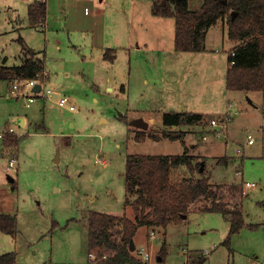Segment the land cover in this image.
Returning a JSON list of instances; mask_svg holds the SVG:
<instances>
[{
    "label": "rangeland",
    "instance_id": "obj_1",
    "mask_svg": "<svg viewBox=\"0 0 264 264\" xmlns=\"http://www.w3.org/2000/svg\"><path fill=\"white\" fill-rule=\"evenodd\" d=\"M128 1L122 5H136ZM200 3L201 0H190L192 8ZM55 5L71 6L75 21L71 20L66 26L63 20H53L46 32V28L30 24L24 0H0V30L8 31L7 35H0V54L5 51L10 61L15 59V55L23 49L18 41V37L22 36L25 44L34 49L39 57L46 56L47 69L51 70L47 87L58 94L46 99L38 98L27 107L23 97H7L12 85L0 80V114L3 115L0 116V124L9 121V125L16 126L10 113H26L30 119L33 118L27 128H17L21 132L20 143L7 147L0 141V178L9 183L7 178L17 175V169L9 167L11 158H16L19 170L17 185L22 203L17 214L16 237L12 235L15 240L7 242V247L0 251L15 245L12 250L17 251L20 264H89L84 214L90 210L133 213L132 206H124L127 155L135 152L181 154L184 151L179 139L162 136L165 130L175 132L173 128L156 122L152 131L163 140L132 142L134 135L129 136L126 123L115 118L119 111H134L127 99L131 97V105L136 102L134 95L122 97L116 90L106 87V63L109 61H105L102 48L135 45L133 39L128 42L122 36V27L131 29V26L127 27L125 21L120 19L121 12L110 9L106 16L101 14L94 17L95 10L103 5L100 0H60ZM112 5H117L116 0L112 1ZM9 7L16 8V11L10 13ZM125 10L133 23L142 12L136 8ZM18 15L20 23L15 27L21 28L13 29L10 19ZM93 19H96L95 24ZM165 42L161 44L162 47ZM169 42L174 44L173 36ZM133 54L135 75V64L138 63L139 71L146 67L145 59L142 60L135 52ZM117 55L119 66L116 69L120 65L124 66V70H127V66L130 68L131 57L128 53L118 48ZM150 60L155 67L160 66L156 57ZM66 69L70 70V75L65 74ZM56 71L60 75L58 81H62L60 85L55 82ZM193 71L185 72V75L190 78ZM123 75L124 72L120 71L118 77L124 81ZM59 93L69 96L76 110L54 105L44 112V101L50 102L53 98L57 101ZM261 94L260 91H253L258 107L241 94L244 104L248 103V109L244 114H237L228 127L230 136L227 147L226 138L214 135L206 126L208 122L188 136L189 140L191 137L198 139L195 142L203 153L202 159H198L200 167L205 163L203 167L206 172L211 171L214 185L241 186L247 181L256 184L245 189L247 196L244 195L243 208L248 224L234 235L231 249L223 243L229 233V221L220 212L204 211L197 218L170 223L165 228L166 234L156 228L141 226L137 232L138 247L133 250L137 259L144 264H147V260L148 264H186L189 252L208 250L210 254L204 264H264L256 260V249L264 246V100ZM95 96L99 98L98 102ZM234 104L236 107L232 112L235 114L239 106L236 102ZM214 115L218 116L217 113ZM102 116L106 117V122L101 120ZM134 131H137L136 128H132L131 134ZM248 133L254 138L252 144L248 143ZM204 134L208 139H203ZM224 152L226 155L220 156ZM189 154L200 155L195 148ZM181 167L173 170V177L177 180L190 175L186 166ZM224 190L227 199L240 200V192L237 194L232 187H225ZM164 241L167 252L162 261L164 254L161 247ZM144 251L150 254L149 259L144 258Z\"/></svg>",
    "mask_w": 264,
    "mask_h": 264
},
{
    "label": "trees",
    "instance_id": "obj_2",
    "mask_svg": "<svg viewBox=\"0 0 264 264\" xmlns=\"http://www.w3.org/2000/svg\"><path fill=\"white\" fill-rule=\"evenodd\" d=\"M153 13L173 16L176 22L175 49L182 51H205L206 35L219 19H227L229 37L239 42L235 56L230 55L226 87L232 91H261L264 98V0H201L192 8L190 0H153ZM29 18L34 24L44 22L47 15L45 1L35 0L28 7ZM21 43L24 60L21 65L0 66V79L12 83L18 78H32L45 71V59ZM106 57L108 51L105 52ZM205 115L195 111H165L163 124L188 126L199 123ZM162 136L179 139L184 146L181 154L129 153L126 159L125 207L130 205L134 218L124 212L121 215L90 210L88 213V252L97 257V264H144L130 249V241L139 227L166 228L170 223H180L182 215L197 211L220 212L230 222L229 233L223 243L231 249L232 237L246 226L242 197L240 200L226 198L225 187L210 182L206 169L194 161L188 153L184 131L165 130ZM147 137L160 140L152 130L138 129L135 140ZM19 136L6 133L3 144H18ZM186 166L189 176L181 180L173 177V170ZM196 172L199 174L197 175ZM239 190V186H231ZM228 188V187H227ZM200 204V205H198ZM198 206V207H197ZM0 230L14 235L17 231L15 214H0ZM161 252L164 261L166 241ZM207 255L195 250L187 255L186 264H204ZM16 252L0 254V264H15Z\"/></svg>",
    "mask_w": 264,
    "mask_h": 264
},
{
    "label": "crops",
    "instance_id": "obj_3",
    "mask_svg": "<svg viewBox=\"0 0 264 264\" xmlns=\"http://www.w3.org/2000/svg\"><path fill=\"white\" fill-rule=\"evenodd\" d=\"M33 1L35 0H24V4L27 5V13H28L29 5ZM39 1H45L47 4L46 19L44 20V22L40 24H34L30 20L29 13H28L27 17L32 26L34 27L40 26L42 28H46V32H47L53 20L54 22H57V19L63 20L66 26L69 25V22L71 20L75 21L74 11L71 6H68L67 8L66 5H61V6L55 5L60 0H39ZM112 1L113 0H100L101 4L103 5L102 7H99L95 10L94 17L99 16L101 14L106 16L107 12L110 9H112V10H115V12L120 11L121 12L120 19L125 21V24H127V27L128 25L131 26V29L130 27L128 29L125 26L122 27L121 33H122V36L126 38L125 41L129 42V41H132L133 39L135 43L134 46L133 44H124V45H120L117 47L115 46L111 48L107 47L106 50L105 48H102V52H104L103 57L105 61H109L108 63H106L107 72H108L107 73L108 76L106 80L108 82L106 86L107 89L116 90L117 93L119 95L121 94L122 97H124L125 95L127 96L134 95L136 99V102L132 104L133 106L130 103L131 97L126 100L128 102V105H130V107H133L134 111L131 112L127 110L125 113L119 111V113L115 117L116 119H119L122 122L126 123V128H127L129 136L134 135L135 137L136 135L135 133L136 131H134V133L131 134L132 128H136V130L141 129V130L150 131L154 129L153 125L156 122L162 124L163 126L173 128L175 131H184L185 141L189 148L188 153L191 152L192 148L193 149L195 148L200 153L199 156L193 155L194 161L197 162L198 159H202L203 157V153L201 152L202 149L200 145L196 143L198 139H196L195 137L194 138L191 137V140H189L188 136L191 134V132L195 131L197 128L202 129V127L205 126L207 122L208 124L206 126L210 127L209 129H211V132H213L214 127L210 123V120L212 118H216L218 121H220V119L229 117L228 122H227L228 124L226 128V132L222 136L226 138V147H227V145H229V136H230V131L228 132V127L232 125V122L237 114H244L245 112H247V109H248L247 107L248 103L244 104L243 96L241 94H243L245 97L247 96L249 99L248 101L252 103L253 106L258 107L259 105L254 100L253 91L251 92H244V91H237V90L232 91V90H228L226 87L227 69L230 63V51L233 50L235 46L239 44V42L237 41L236 42L232 41L228 35L227 19L226 18L219 19L215 25L209 28L207 35H206V50L205 51H198V52L197 51L196 52L195 51H182V50L175 49V30H176L175 18L173 16H160V15L154 14L152 10L153 0H131L136 5H122L123 2L126 3V0H116L117 5H112ZM129 2L130 0L128 1V3ZM138 3L144 4V5H137ZM132 8H136L137 11H140V12L142 11L139 17L136 18V22L134 23H133V20L130 18L127 10H125V9H132ZM9 11L10 13L12 12L14 13V11H16V8L9 7ZM53 12L55 14H53ZM0 13H1V9H0ZM19 20H20L19 15L10 19L11 23H13L12 24L13 29L21 28V26L15 27V25L17 26L20 23ZM93 23L94 24L96 23V19L93 21ZM2 33L7 35L8 31L2 29L0 30V35H2ZM171 36H173L174 38V44H171L169 42V40L171 39ZM20 37L22 36H19L18 39ZM13 38L14 37H12V39ZM124 38L122 39L124 40ZM211 41L212 43H210ZM164 42L165 44L162 47L161 44H163ZM75 45L76 44H74V46ZM118 48H121V50H123L124 52H127L128 55L131 57V60H129V63H131L130 68L127 66V70H124L125 69L124 66H121V65L119 68L116 69V67L119 66L116 62L117 57H118L117 55ZM79 51L82 53L81 50ZM106 51H108V55L110 57L105 56ZM134 52L137 53V56L139 55V57H141L142 60L145 59L144 63L146 67V69L144 70L140 69L139 71L137 68L138 63L135 64V75L133 73V67H132V59H133L132 55H134L133 54ZM2 54H0L1 56L0 66H14V65H21L23 63L24 54L22 51L18 53L17 55H15V59L11 61H10V56L8 57L7 55H5V51H2ZM36 56L39 57L37 54ZM151 57H156V60L160 62V66L158 68L155 67L154 62L150 60ZM42 58L45 59V70L49 73V77H48L49 79L51 70L47 69L48 66H47L46 56H42ZM101 62L104 63L103 60ZM114 68L115 70L113 71ZM192 70H194L193 75L190 78H188L185 75L186 74L185 72L192 71ZM65 71H66L65 73L66 75H70V70L66 69ZM120 71L124 72V75H123V77H125L124 81L120 80L121 78L118 77V74ZM54 73H55V82L57 83V85H60L59 82L62 83V81L61 80L58 81L60 78L59 71H56ZM112 82H114V84ZM119 90H120V93H119ZM233 93H236V95H232ZM60 94L62 93H59V95ZM7 97L9 98L14 97L10 93V87L7 93ZM262 98H263V94H261V99ZM95 101L97 102L99 101V98H97L96 96H95ZM234 101L236 102V105L239 106V109H237V112L235 114L232 112L233 111L232 109L235 106ZM263 104H264V101H263ZM54 105L60 106L58 103V100L55 101V98L50 100V102L44 101V105H43L44 112H46L47 107H54ZM26 106L30 107L31 105L30 106L26 105ZM165 111H195V112L203 113L205 117L202 121L194 125L168 126V125L163 124V121H162V116ZM209 111H211L212 113ZM215 113H217L218 116L214 115ZM0 116H3V115L0 114ZM9 116L14 117L13 118L14 124L16 126L9 125V121L2 122L0 124V130L13 127L15 128V131L7 132V133H15L21 139V135H20L21 132L18 131L17 128L18 127H21L24 129L27 128V126L33 121V118L30 119L28 114L26 113H23V114L10 113ZM209 116H211L210 119H209ZM139 117H142L145 121L148 122L147 129H142L132 124L133 119L139 118ZM102 119H104L105 122L107 121L106 117L104 116L101 117V120ZM245 120L247 121L248 118H246ZM43 128L47 129V127H43ZM249 134L251 133H248V135ZM204 135H203V139L204 140L208 139V137L205 139ZM134 137L132 139V142L133 140H135ZM148 139L150 140L153 138L147 137L146 140L141 141V142H145ZM153 140H156V139H153ZM161 140H163V138L160 140H156V141H161ZM0 141H3V140H0ZM135 142H138V141L135 140ZM135 153H140V152H135ZM224 153L221 154L220 156L226 155V153L225 154ZM13 159H15V163L13 165H10V162H9V167H12V168L15 167L17 169L16 170L17 175L16 176L10 175V177L7 178L9 183L4 182V179L0 178V212L6 213V214H15L17 216L18 211L22 206V203H21L19 188L17 185V178H18V172H19L18 163H17L16 158H13ZM224 162H227V160ZM204 164L205 163H203V165ZM1 167L2 166L0 165V169ZM181 168L182 167H180L179 169ZM237 173H240V171ZM206 174L209 176L210 182L214 184V182L211 180V171L210 170L207 171ZM221 185L226 186L228 188L233 186V184H229V185L221 184ZM235 185L239 186L237 184ZM255 186H252V187H255ZM247 187L248 186H246V184L243 183L241 186H239V190H237V194L240 192L239 193L240 198L241 197L243 198L242 204L244 202V197H245L244 195L247 196V193L245 190ZM17 188H18V192L16 194ZM229 200H232V199H229ZM234 200L235 199H233L232 201ZM243 211H244V216H245V222L246 224H248L247 219H246L247 215L245 213L244 208H243ZM195 212L198 215L194 218H197L201 214V212H204V211L196 210ZM117 215H121V214H117ZM127 215L130 218H134V210L131 215H129V212ZM84 219H85V224H87V219H88L87 212L84 214ZM185 219H190V218H184V220ZM147 228L149 229L148 226ZM156 229L161 230L164 234H166L165 228L158 226ZM0 232H1L0 233V249H2L4 247H7V244L9 242H13L15 239L12 236V234L10 235L2 231ZM88 235H89V232H88V227H87V251H88ZM14 236L16 237V234H14ZM151 236L154 237L155 235L151 234ZM135 239H136V243H135V249H136V247H138L137 233L134 237V242H135ZM14 246L15 245L11 246L10 248H7V250L0 251V254L10 252V251H15L16 252V263L15 264H20L19 260H17V257H18L17 251L15 249L12 250ZM256 250H257L256 260L259 261L260 263H264V246L259 247ZM147 264H148V260H147Z\"/></svg>",
    "mask_w": 264,
    "mask_h": 264
},
{
    "label": "built area",
    "instance_id": "obj_4",
    "mask_svg": "<svg viewBox=\"0 0 264 264\" xmlns=\"http://www.w3.org/2000/svg\"><path fill=\"white\" fill-rule=\"evenodd\" d=\"M231 56L236 55V51L233 49L230 51ZM230 63H234V60H230ZM49 77V73L45 70L41 73H39L37 76L32 78H18L15 79L12 83V86L10 87V93L11 95L20 98L23 97L25 99V104L30 106L32 103H34L38 98H48L52 96L53 94H57L56 91L50 87H47V80ZM37 84L41 85V88L39 90H34L35 86ZM58 103L62 107H68L70 110H75L76 106L71 102L70 97L66 94H60L58 96ZM229 117H225L224 119H220L218 121L216 118H212L210 120L211 125L214 127V130L212 133L216 135L217 137L222 136L226 132L227 128V122ZM15 128L9 127L8 129H2L0 130V140H3L5 137V134L7 132H14ZM248 143L252 144L254 142V138L252 134H249L248 136ZM204 138H207V134L204 135ZM238 151H241L240 149ZM15 163V159H12L10 161V165H13ZM246 186L252 187L255 186V183L247 181ZM210 252L208 250L204 251L205 255H208ZM89 256V264H97V257L93 252L88 253ZM143 256L146 259L150 258V254L146 251L143 252ZM129 264V263H126Z\"/></svg>",
    "mask_w": 264,
    "mask_h": 264
},
{
    "label": "water",
    "instance_id": "obj_5",
    "mask_svg": "<svg viewBox=\"0 0 264 264\" xmlns=\"http://www.w3.org/2000/svg\"><path fill=\"white\" fill-rule=\"evenodd\" d=\"M41 88V85L40 84H37V86H35V88H34V90H39ZM132 124L133 125H135V126H137V127H140V128H142V129H147L148 128V122L147 121H145L142 117H139V118H135V119H133V121H132ZM59 160V158H57V161ZM204 165H202V167H201V170H203V167ZM198 214L196 213V212H191V213H189V214H184V215H182V217L183 218H190V219H192V218H194V217H196ZM130 249L133 251L134 249H135V242H134V238H132L131 239V241H130ZM161 258L159 257V260H160Z\"/></svg>",
    "mask_w": 264,
    "mask_h": 264
}]
</instances>
